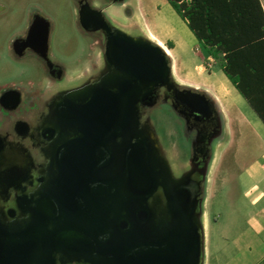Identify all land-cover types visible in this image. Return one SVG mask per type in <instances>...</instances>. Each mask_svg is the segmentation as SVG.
<instances>
[{
	"label": "water",
	"instance_id": "95a60500",
	"mask_svg": "<svg viewBox=\"0 0 264 264\" xmlns=\"http://www.w3.org/2000/svg\"><path fill=\"white\" fill-rule=\"evenodd\" d=\"M90 11L102 26L87 30L107 35V73L51 106L50 162L33 176L0 146V264H205L211 156L194 155L176 176L144 120L156 91L178 86L170 57ZM176 100L199 121L218 113L204 93Z\"/></svg>",
	"mask_w": 264,
	"mask_h": 264
},
{
	"label": "rangeland",
	"instance_id": "374dc122",
	"mask_svg": "<svg viewBox=\"0 0 264 264\" xmlns=\"http://www.w3.org/2000/svg\"><path fill=\"white\" fill-rule=\"evenodd\" d=\"M78 1L0 0V94L11 88L31 99L50 85L46 70L41 64H36L33 60L16 59L9 48L18 22L28 17L30 7L46 10L55 25L52 54L56 59L64 61L67 75L60 86L76 85L80 72L91 71L93 63L99 58L100 49L94 37L79 30ZM88 1L97 8H105L104 13L111 23L131 34L148 38L152 34L161 39L171 36L177 42V49L170 56L174 78L191 79L200 86L199 90H209L210 93L216 90L223 79H227L220 68L222 60L208 55L167 0H125L114 4H110L108 0ZM262 1L264 4V0ZM197 65L203 66L204 73L195 69ZM240 99V102L237 101L240 109L256 120L258 116L247 101L242 96ZM146 119L150 120L155 129L174 174L180 176L188 169L192 157L191 140L185 133L183 121L174 108L165 102H159L150 108ZM260 123L264 131L261 120ZM223 138L225 134L215 142ZM208 210L214 224L211 206Z\"/></svg>",
	"mask_w": 264,
	"mask_h": 264
},
{
	"label": "flooded vegetation",
	"instance_id": "af4514ba",
	"mask_svg": "<svg viewBox=\"0 0 264 264\" xmlns=\"http://www.w3.org/2000/svg\"><path fill=\"white\" fill-rule=\"evenodd\" d=\"M108 2L114 4L110 0ZM90 8L101 11L106 21L116 27L105 15V8H97L88 0L78 1L77 22L79 30L85 35L94 37L100 50L99 58L93 63L91 71L78 74L76 85L60 86L67 77L65 63L53 57L52 38L55 25L46 10L30 7L28 17L20 20L14 30L15 35L9 47L14 57L19 60H33L36 64H41L50 81L48 88L37 92L31 99L23 97L18 90L11 88L0 94V146L4 150V157L6 160H15L20 164L32 165L31 174L33 176H38L41 167L50 162L46 157V150L52 140L46 130L51 125L50 109L55 100L62 93L71 89L99 83L107 73V35L102 29L87 30V28L102 26L100 18L91 13ZM177 83L178 86L171 90L161 87L156 91V105L159 102H165L173 107L179 115L183 121L185 133L191 140L192 157L197 155L203 158L208 154L212 158L213 145L220 136L211 145H208L207 141L223 129L218 108L216 106L218 113L204 122L190 116L186 109L177 103L176 98L185 92L206 93L189 85ZM206 96L210 98L207 94ZM149 110L150 108L143 107L144 120ZM220 125H222L221 128ZM26 185L31 188L30 184ZM10 194L13 198L15 190L11 189Z\"/></svg>",
	"mask_w": 264,
	"mask_h": 264
},
{
	"label": "crops",
	"instance_id": "0c3cea01",
	"mask_svg": "<svg viewBox=\"0 0 264 264\" xmlns=\"http://www.w3.org/2000/svg\"><path fill=\"white\" fill-rule=\"evenodd\" d=\"M149 38L162 46L169 57L177 49V42L171 36L161 39L151 34ZM202 67L197 65L195 69L204 73ZM175 79L180 84L200 89L191 79ZM205 93L218 108L223 124L221 135L225 134V138L213 145L204 190L205 264H264V131L261 119L256 114L259 119L255 120L240 109L237 101L240 102L242 95L228 78L212 93L209 90ZM210 206L214 224L208 210Z\"/></svg>",
	"mask_w": 264,
	"mask_h": 264
},
{
	"label": "trees",
	"instance_id": "16d2710c",
	"mask_svg": "<svg viewBox=\"0 0 264 264\" xmlns=\"http://www.w3.org/2000/svg\"><path fill=\"white\" fill-rule=\"evenodd\" d=\"M167 1L264 122L262 0Z\"/></svg>",
	"mask_w": 264,
	"mask_h": 264
},
{
	"label": "bare ground",
	"instance_id": "6f19581e",
	"mask_svg": "<svg viewBox=\"0 0 264 264\" xmlns=\"http://www.w3.org/2000/svg\"><path fill=\"white\" fill-rule=\"evenodd\" d=\"M168 53V52H167Z\"/></svg>",
	"mask_w": 264,
	"mask_h": 264
}]
</instances>
